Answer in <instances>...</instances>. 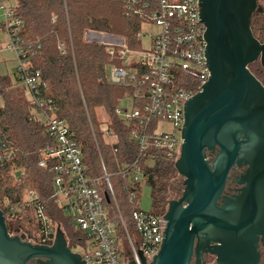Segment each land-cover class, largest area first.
Instances as JSON below:
<instances>
[{
  "label": "built area",
  "instance_id": "built-area-1",
  "mask_svg": "<svg viewBox=\"0 0 264 264\" xmlns=\"http://www.w3.org/2000/svg\"><path fill=\"white\" fill-rule=\"evenodd\" d=\"M153 1L154 6L137 7L134 0H125L129 12L144 17L143 23H153L160 28L158 33L150 35L151 45L148 48H141L140 43L139 49H131L124 37L108 33L107 38L87 40L88 43L104 46L109 68L106 79L126 91L121 99L126 100L127 105H117L114 114L126 125L128 138L138 148L137 156L131 155L120 162L117 171L124 180L130 201H138L141 187L147 182L144 165L149 163L150 150H160L174 160L179 155L184 105L196 93L178 86L179 74L188 72L196 75L199 90L209 76L205 59V26L199 17V0ZM2 25L8 47L18 61L16 75L31 104V117L43 125L47 136L38 166L51 174L49 198L80 234L76 244H82L83 249L76 253L88 264H128L129 261L141 264V252L148 263L163 239V214L142 211L138 207L131 212L132 226L126 224L118 212L104 160L99 156V174L88 171L80 146L66 121L55 115L51 99L43 95L38 72L31 71L26 64L29 47L26 49L18 42L16 34L20 20L14 15L12 7L4 9ZM137 37L140 39L141 30ZM59 48L64 53L61 43ZM88 123L96 144L89 118ZM164 123L172 125L171 132L162 129ZM99 129L104 142L116 152L118 137L111 121L108 119L107 124ZM11 153L9 151L7 156ZM104 192L114 202L117 218H113L105 204L108 195ZM25 200L32 206L38 222L36 237L26 238L27 241L51 245L59 224L46 214L45 206L35 191L25 194ZM10 224L11 221L8 222Z\"/></svg>",
  "mask_w": 264,
  "mask_h": 264
},
{
  "label": "trees",
  "instance_id": "trees-1",
  "mask_svg": "<svg viewBox=\"0 0 264 264\" xmlns=\"http://www.w3.org/2000/svg\"><path fill=\"white\" fill-rule=\"evenodd\" d=\"M1 1V0H0ZM14 15L20 20L18 42L27 51L26 64L38 72L43 95L51 99L54 113L66 121L73 138L82 151V158L91 174H99V156L110 176L119 214L132 226L131 212L138 208L136 200L130 201L124 180L117 174L120 162L131 155L137 156L136 144L128 138V129L114 114V108L125 89L106 79L108 57L104 46L83 40L84 31L119 35L126 39L131 49L140 48L137 33L144 17L127 10L125 0H13ZM134 6H154L153 0H134ZM264 0H257L261 5ZM3 26V25H2ZM253 36L264 42V6L250 18ZM89 38H97L89 34ZM63 45L64 53L59 44ZM38 46V47H37ZM248 65L249 71L264 85V70L256 63ZM178 86L199 90V78L188 72L179 74ZM0 210L9 231L19 229L26 238H35L38 222L25 194L35 191L44 204L46 214L58 223L64 232L67 246L76 245L80 234L72 231V222L63 216L49 198L48 170L38 166L41 151L47 141L44 127L31 117V104L14 78L0 73ZM103 108L118 137V150L101 137L95 111ZM91 121L96 144L89 127ZM12 151L10 155L7 153ZM146 184L150 187L152 212L164 214L168 202L171 180L176 176L174 157L160 150H150ZM108 195L107 192H104ZM103 193V194H104ZM105 204L113 218L118 212L108 195ZM11 224L8 225V222Z\"/></svg>",
  "mask_w": 264,
  "mask_h": 264
},
{
  "label": "water",
  "instance_id": "water-1",
  "mask_svg": "<svg viewBox=\"0 0 264 264\" xmlns=\"http://www.w3.org/2000/svg\"><path fill=\"white\" fill-rule=\"evenodd\" d=\"M263 6L257 0H199L209 76L184 105L174 161L183 190L167 202L159 250L148 263L139 252L141 264H189L193 250L216 253L221 264L257 260V235L264 241V85L248 65L259 61L264 70V42L250 28L252 14ZM234 167H244L235 178L240 188L222 197ZM210 242L218 245L210 248ZM29 261L88 264L67 246L59 225L51 245L33 244L23 234H9L0 210V264Z\"/></svg>",
  "mask_w": 264,
  "mask_h": 264
},
{
  "label": "rangeland",
  "instance_id": "rangeland-1",
  "mask_svg": "<svg viewBox=\"0 0 264 264\" xmlns=\"http://www.w3.org/2000/svg\"><path fill=\"white\" fill-rule=\"evenodd\" d=\"M14 1L13 0H1L0 1V73L2 74H9L12 78H14V73H16V69L18 66V61L16 58L15 53L8 47V40L6 37V33L2 27V24L4 22V9H7L13 5ZM264 4V3H263ZM262 4V6H263ZM87 31V30H86ZM160 31V28L153 24V23H148L145 22L141 26V37H140V43H141V48L145 49L148 48L151 45V34H156ZM85 33V31H84ZM83 33V35H84ZM96 35L97 38H91V40H101L103 38H107L106 35L104 34H96V33H91ZM84 40V38H83ZM85 41V40H84ZM86 42V41H85ZM258 65L260 66L259 61H257ZM261 67V66H260ZM108 66L106 67V78H108ZM0 104H1V99H0ZM119 107H125L127 105L126 100L120 99L119 102L117 103ZM95 119L99 127H104L107 124V115L104 111L103 108H98L95 111ZM162 129L167 132L172 131V125L170 123H164L162 125ZM183 178L179 176L176 173V176L171 180L170 183V190H169V196L168 200H171L172 198L178 197L182 190H183V184H182ZM174 188V189H173ZM138 207L142 211H151L152 210V200H151V195H150V187L147 184H144L141 187L140 191V197L137 201ZM167 208V205H166ZM65 216V215H63ZM125 222L128 225V221L125 218ZM72 231L76 233V228L72 226ZM132 238L134 239V233L132 230H130ZM78 233V232H77ZM135 240V239H134ZM77 246L73 247L74 252H80L82 250V244H76Z\"/></svg>",
  "mask_w": 264,
  "mask_h": 264
},
{
  "label": "flooded vegetation",
  "instance_id": "flooded-vegetation-1",
  "mask_svg": "<svg viewBox=\"0 0 264 264\" xmlns=\"http://www.w3.org/2000/svg\"><path fill=\"white\" fill-rule=\"evenodd\" d=\"M244 171V167L237 168L234 167L228 172V178L225 182V186L223 189L222 197H230L238 193V189L240 188V185H238L235 181V178L238 177L240 174H242ZM174 189V188H173ZM181 195V194H180ZM180 195L176 198L172 199H178ZM169 201V200H168ZM218 205H221V200L218 201ZM10 235H21L23 234L19 229L15 230H8ZM24 235V234H23ZM25 239L26 236L24 235ZM27 240V239H26ZM196 237L194 239V247L196 245ZM218 244L215 242H210L209 247L214 248ZM255 251L257 254V260L255 264H264V241L262 239V235H257V239L255 242ZM27 264H37L35 261H29ZM189 264H221L217 261V255L216 253H212L210 251H204L197 255L195 251L193 250L191 260Z\"/></svg>",
  "mask_w": 264,
  "mask_h": 264
},
{
  "label": "crops",
  "instance_id": "crops-1",
  "mask_svg": "<svg viewBox=\"0 0 264 264\" xmlns=\"http://www.w3.org/2000/svg\"><path fill=\"white\" fill-rule=\"evenodd\" d=\"M89 34H91V32L90 31H85V33H84V35H83V38H84V40L87 42V40L89 39Z\"/></svg>",
  "mask_w": 264,
  "mask_h": 264
}]
</instances>
